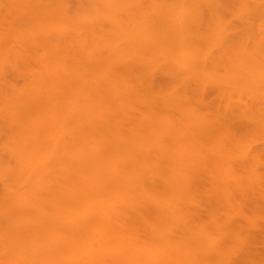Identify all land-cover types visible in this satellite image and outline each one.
Masks as SVG:
<instances>
[{
  "label": "bare ground",
  "instance_id": "1",
  "mask_svg": "<svg viewBox=\"0 0 264 264\" xmlns=\"http://www.w3.org/2000/svg\"><path fill=\"white\" fill-rule=\"evenodd\" d=\"M98 4L93 14L86 10L87 15L68 16L70 29L56 35L62 47L57 49L70 54L62 53L64 67L82 86L52 83L49 78L51 83L36 82L40 86L36 90L41 88L40 93L33 88L37 96L32 91L17 96L30 109L45 94L60 110L59 114L53 110L55 115L49 118L54 121L56 113L60 115L55 120L58 135L56 131L57 137L52 135L57 138L55 152L47 158L40 154L48 166L55 161L56 171L53 174L48 166L41 171L43 166L32 159L37 156H29L34 148L30 137L22 139L23 144L30 143L27 148L24 144V151L15 138L14 146L22 153L17 150L15 156L14 146L9 147L15 150L17 167L10 166L12 162L0 164V212H36L31 222L30 217L26 221L28 239L21 242L28 244V255L40 264H81L98 241L119 247L124 241V249L138 256L134 244L127 243L130 234L149 245L155 264L234 263L250 246L251 237L229 231L245 218L244 212L230 203L235 198L232 192L226 204L213 196L205 212L194 207L201 204L193 198L200 181L195 174L213 169L205 170L208 178L224 193L231 190V183L239 188L240 180L246 181L235 172L237 161L244 168L252 166L254 172L261 162L264 0H99ZM32 80L34 86L28 82L35 87ZM11 86L21 93L15 83ZM105 99L115 108L106 106ZM35 133L33 137L40 139L39 131ZM256 142L262 147L256 149ZM43 171L54 177L47 179ZM247 219L257 230L256 220Z\"/></svg>",
  "mask_w": 264,
  "mask_h": 264
},
{
  "label": "rangeland",
  "instance_id": "2",
  "mask_svg": "<svg viewBox=\"0 0 264 264\" xmlns=\"http://www.w3.org/2000/svg\"><path fill=\"white\" fill-rule=\"evenodd\" d=\"M96 3H97V7H98L99 0H97L96 2H95V0H0V118H1L0 119V160L1 161L3 160V163H4L3 164L0 161L1 165H6V164L10 165L11 164L10 166H12V164H13V166H16L14 163L18 162L17 157L15 158V156H17V150L22 153V151H24L23 149H26L27 146L30 147V143H31V148L32 147H34V148L30 149L31 155L29 153V156H31V157H33V155L37 156V157H33L32 159L35 158L36 159L35 163L37 165L41 164L40 166L44 167V168L43 167L41 168L39 166L41 168V171H42V169H46V167L48 166V165H46L48 163H46L47 161L44 158L43 159L45 161H43V162H45V163H42L41 160H43V159H41V157L44 156L45 158H47V156L49 155V153H51L52 150L55 152L53 147H54V144L57 142V138L54 139L53 136H55L54 135L55 131H56L55 132L56 135H58L57 133L59 132L57 130L58 124H56L57 122H55V120L57 117L60 116V115H57V113L60 110L56 106V103L54 100L51 101L49 99H45V94L42 95L43 97L39 94L40 99L42 101L39 99H38L37 103H35V101H34L32 104L33 106H30V109H28L27 107H25L26 104L19 100V98L21 97L20 94H22V92H23V93H25L23 95H26L27 93L30 94L32 91V96H34V95L37 96L38 94H36V93H40L39 91L41 88H39V90H36L39 86V85L37 86L36 82L38 84L39 83L42 84L41 80H44L46 82H50L53 79L52 80L53 82L51 81L52 83H56V82L60 81V82L68 83L69 85H73L77 88L82 86V82L80 80L78 81V79H75L74 77L72 78L71 75L68 74L70 70L68 68L66 69L64 67V66H66V63L64 61L66 56L64 57L62 55V53H63L62 50L59 51L57 49V48L61 47V44H60L61 40L56 35H57V32H58V35H61V34H64V32H68V30L70 29L71 24L69 22H67L69 19L68 16H70L71 19L72 18L74 19L77 16H81V14H82V16L87 15L85 13L86 10L87 11L89 10V12L91 11L90 14H93L92 12H95L94 6L96 5ZM79 11H81V12L84 11L85 14H83ZM72 15L73 16L75 15V16L73 17ZM61 18H62V20H61ZM63 19L64 20L67 19V20L63 21ZM71 19H69V20H71ZM55 22H57V24ZM60 23H62V24L60 25ZM53 26L55 28H53ZM59 26H61V27H59ZM64 28H67V30H65ZM58 29H59V31H58ZM46 30H47V33H46ZM54 35L56 37H53ZM52 37L54 39L56 38L55 42H54V39L52 40ZM57 45H60V46L57 47ZM63 54L65 55L67 53H63ZM60 55L63 57H61ZM58 58L61 61H59ZM62 61H64V62H62ZM62 64H63V66H62ZM44 69H46V70H44ZM33 73H34V75H33ZM67 75H69V76H67ZM31 79H33L32 81L34 82V84H36L35 85V87L37 86L36 88L33 87L34 85L31 82ZM55 80H56V82H55ZM13 81L17 86H19L21 93L20 92L18 93V91H17L18 87L16 88V91H13L15 89L14 87L12 90L11 84L12 85L14 84V83H12ZM28 81L30 82L31 85H33L32 87L30 86ZM8 87L11 88V90H9ZM33 88L35 89L34 92L37 91L36 93H33V90H34ZM14 92H16L17 94L14 95L13 94ZM7 94L9 96L8 98H7ZM18 94H19V96H18ZM213 98H214V95L209 96L210 100H213ZM107 100L105 99V105L108 107H114L112 102L110 100H108V102H107ZM40 101H41V104L43 103V106H42L43 111H41ZM44 101L46 102V104ZM10 102L12 103V105ZM30 102H32V101H30ZM22 104H23V107L25 109L24 108L22 109ZM30 104H27V106ZM50 104H52V105H50ZM49 106H51V107L53 106L54 109L49 107ZM19 107H21L22 111H20ZM55 107H56V109H55ZM26 108L29 111L28 113L26 112L27 111ZM14 110L16 111L15 115H14ZM17 110L21 114H19L17 112ZM53 110H54V112H55V110L57 111L56 117H54V121L52 119H49V118H51V116L53 117L55 115ZM9 111L13 112V113H10ZM45 111L48 112V114L50 112H53V114L50 113L51 115L49 114L50 115L49 116V115H47V113ZM30 112L31 113L34 112L32 114V116H31ZM8 114H13V115H11L12 116L11 117ZM23 114L24 115L27 114V116H23ZM6 115H8V116H6ZM4 116H5V119L8 121H6V120L4 121ZM13 116H14V118H13ZM6 117H8V118H6ZM41 117H43L44 121L42 120ZM34 118L37 120H35ZM39 118L41 120H38ZM11 120H14V122L12 121V124H11ZM49 121H51V122H49ZM34 123H35V125L33 126ZM20 124H21V127H20ZM39 124H41V125H39ZM44 124H46L47 126ZM237 124L239 126V124H241V122L238 121ZM14 125H16V127L18 125L19 127H17V128H19V129H21L23 127V129H21V131L24 134L28 133V131H30L31 129L34 128L33 130H31V133L33 132L32 136L29 135L30 132L27 134V136H25L24 134L22 135V133L19 131V129L16 130ZM40 126L43 128V130ZM55 126H56V128H55ZM12 127H13V129H12ZM28 128L30 130H28ZM47 128H49V129H47ZM8 130L9 131L11 130L12 132L11 131L9 132ZM15 130L19 131V132L16 133ZM25 131H27V132H25ZM37 131H39V135L41 137L44 136L43 137L44 139L41 137H40V139L36 138L38 140H41V142L38 141V145H37L36 139L33 137V136L36 137V134H38V133H35V132H37ZM41 132L44 135L40 134ZM49 132H51L52 134ZM45 134H46V136H45ZM10 135L12 136V138L14 137V139L11 138L12 140H14L13 142L10 139V137H11ZM26 137H30L27 139H29V140L31 139V140L29 143V141L26 139L27 140L26 142H28V145H26V143L24 142V144L26 146V148H25V146L23 144V140ZM55 137H57V136H55ZM15 138H19L18 141L20 144L19 143H17V144L19 147L20 146L22 147V151L19 150L21 147L19 148L18 146H16V147L14 146V145H16ZM50 138H52V139H50ZM53 139H54V142H53ZM50 140H52V141L49 143ZM258 142L263 144L264 139L260 138L258 140ZM258 142H256V144H254V147L255 148L257 147L256 149L262 147V145H260V143H258ZM36 145L40 148V151L38 150L39 148ZM12 146H14L13 148L16 150L15 156L13 155L15 150L14 149L11 150ZM35 146H36V148H35ZM9 147H11V148H9ZM55 147H56V145H55ZM47 149H48V151H47ZM54 152H52V154ZM261 152L262 153H260V154H261L262 159H261V162L259 163L260 165L257 164L254 166V167H256V172H254L255 170H252L253 172L250 171L252 169V166H250V167L248 166V168H246V167L244 168V167H242L243 165L239 161H237V163L235 162L236 164L234 163L235 164L234 168L236 169L235 172L236 173L240 172V173H237V174H239L240 178L246 179V181L244 180L245 182L243 180H240L242 187L236 188V185H234V183H231L232 184V185H230L231 190L229 191V189L227 188L228 191L226 190L223 193L222 191H224V188H222V190H221L220 185H218V188H217V185L216 184L213 185V183L211 182L212 178H208L209 176L207 175L206 171L212 170L213 172H215L213 169L208 168L209 170H206L204 168V173H202L203 175L200 173L201 170L195 174L196 178L199 177L201 182L198 180V178L196 179V180H198L199 183L197 184V181L195 182L198 186H195V184H194L195 188H194L193 198H195L194 201L195 200L197 201V202L195 201V203L200 202L201 204H199V205L195 204L194 207H197L199 209H203V211L207 210V208L211 207V201H212L211 197H213V196H215V198H217V200H220L219 202L225 203V201L227 202V200H229L228 198L230 196L228 197V195L232 192L231 194L235 198L234 199L232 198L233 201L230 198V200H231L230 203L232 204L233 207H236V205L238 204L240 206L239 207L237 205V207H239L238 208L239 211L244 212L245 218H243L242 220H241V218H239L238 221H237L238 218L235 219L239 225L236 224L237 222L235 221L236 226L232 225L230 227V229L229 228L228 229H229V231H232V230L241 231V233L243 235L245 234L247 236V239H248V237H251L249 240L250 246H249L248 250H245V252H243V254H244L243 257L240 255L241 258L239 257L238 259H234L232 261L234 263H231V264H236V263L238 264V262H239V264H264V237H263L264 236V226H263L264 225V218H263L264 217L263 216L264 215V160H263L264 159V151L261 150ZM40 154H41V157H40ZM9 155H11L12 158ZM50 156L51 155H49V157ZM7 157L9 160L7 159ZM26 157H27V159H29L28 156H26ZM26 157H25V159H26ZM39 159H41V160L39 161ZM49 159H47V160H49ZM54 159H55V157L53 159L51 158V161ZM9 162H12V163L9 164ZM52 162L54 164L51 163V165L53 167H56L55 161H52ZM238 162H239L240 166L238 165ZM49 164H50V162H49ZM236 165H238V166H236ZM52 166L49 165L48 167L53 168ZM245 169L248 172V174H246V172H244ZM53 170H54V172H52ZM47 171H48V169H47ZM55 171H56L55 168H53L51 170V172L53 174L55 173ZM202 171H203V169H202ZM212 171H209V172H212ZM257 171L259 174H257ZM43 172L45 173V171H43ZM51 172L45 173L44 177L48 176V178L46 177L47 179L53 178L54 175L51 176V174H52ZM205 172H206V174H205ZM242 173H243L244 178L240 175ZM199 174L201 177L198 176ZM253 174L255 176L256 175H258V176H256L254 178ZM205 175H207V176L205 177ZM213 175L215 176L216 174L213 173ZM247 175H248V177L252 176L253 179H250L251 177L247 178L246 177ZM202 176H204V177H202ZM210 177H212V176H210ZM259 177H260V179H259ZM202 178H204V179H202ZM0 179H1V177H0ZM207 179H209L210 181L208 182ZM252 180H253V182L251 183ZM254 180H255V182H254ZM0 182H2V181L0 180ZM243 182H244V184H243ZM199 184H201V185H199ZM1 185H0V188H1ZM233 185L235 186L236 191L233 189V187H234ZM237 185L240 186V184H237ZM206 188H208V189H206ZM212 188H214V189H212ZM218 189H219V192H218ZM241 189L242 190L244 189L243 192H241ZM202 190L205 192H209V193L208 194L205 192L203 193ZM232 190H234V191H232ZM210 191H212V192H210ZM216 192H218V193H216ZM212 193H214V194H212ZM220 193L223 195H221ZM218 195H219V197H218ZM207 198H208V200H207ZM236 201H237V203H236ZM234 202L236 203L235 206H234ZM204 203H206V204H204ZM222 203L220 204L221 208L223 206H225V204H226L225 203L222 206ZM201 205L206 206V209H204L205 207L201 206ZM235 209H237V208H235ZM257 212H261L260 215L257 216V214L256 215L253 214V213H257ZM1 213L2 214L4 213V215H2ZM35 213L34 212H26V213L25 212H19V213L18 212L17 213L16 212H0V215H2V216H0V264H40L38 262L37 258H36V261H37L36 262L35 260H33L34 258L32 256H29L31 254L29 252H27V251H29V249H28L29 247L27 244L28 240L25 243V244H27L26 245L27 249H26V246H23L24 245L23 242H25V239H28L26 236L27 230H26L25 224H27V222L29 221L30 216L36 217ZM197 213L200 214L201 212H197ZM5 214H7V215L5 216ZM25 214H28V218L26 217L27 215H25ZM24 216L26 217V219H24ZM259 216H262V217L259 218ZM255 217H258L257 220ZM32 218L30 217L29 222H31L33 220ZM247 218H252V219L256 220L257 230H253L254 228L251 229L252 226L249 225V221ZM237 225L240 226V227H238V229H237ZM258 226L260 227V229ZM20 227L21 228L23 227V228L20 229ZM18 229H19V231H16ZM248 229L250 230L249 232H248ZM20 230L24 231V232H20ZM244 231H247V232L244 233ZM251 231L254 233H252ZM18 233L19 234L21 233L23 235H21V236L17 235ZM261 233L263 235H261ZM245 235L243 236L244 238H246ZM20 237H22L23 239L21 240ZM129 237H130V240L127 241V243L131 242L132 244H134V247L139 250L137 252L138 256H136L135 254L133 255V253L125 250L124 248L126 247V245L124 244V241H122V240L121 241L123 243H121V245L119 244L120 247L118 245L115 246L114 244H107V243L102 244L103 242L98 241L94 244L93 254L90 257L85 258V260L81 264H135V263L140 264V262H142L143 264H155V261H153V257L149 252L150 251L149 245L146 244L145 242H143L142 240L135 238L131 234L129 235ZM21 241H23V242H21ZM246 251H248V252H246ZM28 253H29V255H28ZM246 254H248V256L245 259L244 256L246 257ZM242 259H243V262H242ZM236 261H238V262H236Z\"/></svg>",
  "mask_w": 264,
  "mask_h": 264
}]
</instances>
